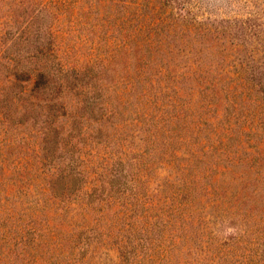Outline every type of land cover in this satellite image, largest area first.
I'll return each instance as SVG.
<instances>
[{
  "label": "rangeland",
  "instance_id": "1",
  "mask_svg": "<svg viewBox=\"0 0 264 264\" xmlns=\"http://www.w3.org/2000/svg\"><path fill=\"white\" fill-rule=\"evenodd\" d=\"M145 1L143 0L141 11L144 14L147 12L151 15L149 4L145 6ZM155 5V9L158 11L147 19L148 22L141 23L132 20L131 25H125L126 31L123 33L116 30V25L122 28V23L119 20L122 13L113 14L114 19L111 20V23L102 32L105 33L107 31V33L115 35L116 40L111 46L105 45V38L101 35L102 33L99 31L93 33L95 39L97 37L103 39L102 45L98 49V53H102L100 58L106 57L107 59L108 55L111 54L110 50L113 47H117L116 43L118 42L120 44L124 43V48L121 50L122 53L116 58H109L108 67L96 71L95 77L90 81V85L97 90L96 96H93L98 104L95 105L97 111L91 114V117L85 116L83 118L85 126L89 129L96 122H100L102 117L106 116L107 110L105 108L107 103L109 104L108 108L114 113L113 116H109L110 120L114 123L116 122L115 118L122 117V120H129L126 122V125H133L134 123L131 120L137 117L135 108L141 106H145L148 110H153V115L157 117L162 110L158 106L155 95H158L159 90L166 87V85H173L171 81H168L169 78L181 75L182 72L205 73L204 78L209 80L211 76H222V73H226L228 68L232 70L233 65L239 66V62H243V68H248L249 65L247 63L256 67L262 66L264 60L260 52L264 45V0H169L168 4H165L162 0H157ZM130 6L133 5L130 4ZM120 9H123V7ZM177 14L185 16L184 20H187L188 24L190 23L188 18L196 17V21L201 24L197 27L196 33H204L203 31L207 28L210 29V32L205 34V37H201V42L204 45L203 48L201 44V46H198V49H193L190 41L191 37L189 38L188 35L180 31L167 33ZM138 16L137 12L133 10L129 14V17L132 19ZM83 17L85 18V16ZM61 18L63 21L61 24L54 22V29L56 31H60V27L66 25L69 17L61 16ZM163 18L165 20L161 21ZM86 19L91 21L93 17L87 15ZM153 21L160 24H156L155 30L152 31L150 30V23ZM38 22L39 19L36 23ZM235 24L237 29L235 28ZM191 25H195L193 21ZM140 27L141 31L139 33L136 32V28ZM235 33L240 37H231ZM164 34L168 36L166 37ZM158 42H162L163 44L161 45L163 46H157ZM159 47H161V51L158 49ZM251 50L260 51L256 59H254V64L251 60ZM197 52L199 55L196 54ZM198 61L202 63V68L197 65ZM190 62L194 63L198 68H183L188 67L191 64ZM248 70L245 72L246 74L249 73ZM256 70H258L257 73H261V70L264 73L263 67ZM140 73H144L143 76H139ZM226 74L230 77V81L219 84L224 87L225 96L221 94L220 90L212 91L206 89L204 92L198 93L197 82L193 83V81L184 86L183 91L185 93H182L181 98L177 102V104L183 106H175L177 108L175 110L179 111L181 107H185L187 110L183 108L181 117L177 116V119L173 116L174 111L171 106L168 111L165 110L161 114L164 116L160 124L158 122L159 125H156L157 130L159 126V130L154 135L155 142L148 145L150 153L146 154L145 158L141 156L140 159V161L150 159L155 167L154 170L148 173V178L145 180L149 181L148 184L151 186L147 196L148 200L151 201L154 198L160 201L158 197H155L154 194V196L152 195V192L153 189H158L163 185V197L168 198V202H163L162 204L164 211H169L172 206L174 207L175 215L168 214L166 216L170 219L168 224H166L167 228L169 227L171 230L170 235L176 233L177 237H181L182 239L185 231H182L180 227L185 225L192 234V237L187 241L190 242L195 239L196 246L199 248L206 245V248H202V251L209 250L207 252L208 255L217 253L219 241L232 236L235 237L236 229L238 228H247L253 234L264 233L262 230L263 226L261 225L262 222L252 220L250 221L251 228H248L250 225L244 224L241 218L236 216V213L233 216L235 221L230 220L229 216L232 215L229 211L225 213L228 208H231L232 212L237 210L235 207L239 208L240 206L241 210L247 208L246 211L250 209L256 215L263 213L264 216V206L263 208L260 207L262 204L264 205V102L260 100L262 94L256 92L258 91V87L255 82H252L255 92L249 93L246 91V88H243L244 81L239 80L230 73ZM135 77H138L139 84L130 92V84ZM228 85H231L232 88L228 89ZM226 89L229 92H226ZM141 91L150 95L148 100L139 94ZM92 94L89 91L87 93H80L78 99L80 102L91 103ZM227 95L230 96L234 104V108L227 111L231 113L230 115L224 111V102ZM242 100L244 102L240 103ZM194 103L197 105L196 109L193 108ZM239 105H241V108ZM154 106L156 107L153 108ZM79 108H77L76 113H79ZM169 117L172 120H169ZM13 120L15 121L10 123L8 130L0 128V211L9 210L5 218L0 216V264H55L57 261L59 262L57 264H63V262L59 259L55 260V258H53L54 261L44 262L42 257L45 259L52 254L58 256L59 252L61 253V257L69 258L71 255L75 257L77 247L91 242L90 239L89 241L83 240V237L87 234L88 236H94V241L97 244L91 242V245L94 246L92 250L94 259L91 261V264H111V262L118 264L120 258L118 257L117 248L120 247L122 242L126 243L125 252L133 255L137 264L140 261L137 255H142L141 253L144 252L140 250V253L139 249L133 250V247L140 244L138 241L142 243L145 239L139 233V226L146 224L145 219L135 222L134 219H131V216H124L122 214L123 208L119 205H115L113 201L110 204L103 202L107 201V196L104 195V192L100 191L99 193L102 196L96 201L97 205L101 203L102 206L95 207L87 215L80 214L75 215L72 219L70 218L74 210L78 208L76 201L68 200L66 204L61 203L59 205V209L63 208V211L61 218L57 220L55 231V234L57 232V238H53L54 241L57 239L62 241L59 250L50 243L49 233H47L45 225L49 223L51 225L55 224L47 218L46 220L45 218L37 220L35 224H29V226L34 225L38 229L34 235H29L30 239L42 236L40 248L39 246H33L32 241L24 248L21 245L14 246L15 240L20 236V225L23 224L22 218L24 216L22 210H26L28 202L35 201L37 198L44 201V198H48L49 196L43 195L42 197L44 198L42 199L40 196L41 190L34 187L36 177L39 176L41 170L33 173L23 171L22 169L18 171L13 168L15 161L18 159H23V161L30 159L27 157L28 154H26L29 153V150L20 148L23 142L19 146H14L13 149H6L9 139H16L17 141L18 137L15 136H21L22 132H24L22 130L24 126L17 124V119L13 118ZM118 127L119 125L115 128ZM221 127L224 128L221 130ZM133 128L135 130V126ZM145 129L146 127L144 126ZM94 130L95 128H93ZM77 131L80 133L79 137L85 139L84 141H80V146H83L84 150H87L88 146L92 144L90 139L81 132V128L77 129ZM77 131L71 133L74 136V141H77L79 138ZM11 134L15 136L12 137ZM67 135L63 137L65 138ZM97 136L98 134L95 133V137ZM148 139L146 134L136 132L133 143L123 142L121 149L125 155L120 154V156L123 158L133 157L135 154L129 152V150L135 149V145H138L136 147L145 151V147L142 146L141 142ZM112 145L115 146V150L119 146L115 142H112ZM211 145H221L223 149L225 148V151H219L220 147L215 149ZM98 149L100 150L98 151L99 153L102 152L100 146ZM191 151H201L205 155L203 156L205 159L195 162L190 161V158L186 156ZM58 152H61V149ZM244 152H250L247 159H249L250 165L254 163L251 173L237 166V175L241 181L232 180L231 184L233 187L231 189L222 188L220 186L221 181L224 180L226 183L236 174L234 172L233 175H228L227 171L223 173L217 166L226 165L229 161H236L235 159ZM184 165L186 170L182 173L179 167ZM248 166L246 164V167ZM146 173L147 171L145 173L142 171L141 177L145 178ZM192 179L195 180L194 185L197 184L198 186H196L194 191L195 197L192 195V187H187L186 184L188 181H192ZM29 187L32 190H28ZM210 187L213 189H210ZM200 188H205L206 193L201 192ZM240 190H244L245 193L250 192L248 194L250 195L249 200H251L252 193L255 196L259 194L257 197L261 202L258 205L254 204L255 201L250 204L246 200L245 204L238 203L236 198H233L234 196L231 194ZM26 191L27 194L25 195ZM185 193H187L186 196H181ZM110 194L116 196L115 193ZM171 197L176 200L177 206L173 205L174 201ZM252 197L254 199L253 194ZM195 198L196 201H199V204L195 201ZM108 200L110 201V199ZM214 200L217 201L215 207L212 205ZM191 203L193 205L196 204L195 209L188 207L193 206L189 205ZM12 210L13 214H11L10 218L9 212ZM137 212L140 215L141 210L138 208ZM156 215H158L157 212L152 217V221ZM190 216L196 219L194 225L191 226L190 224L192 223L185 220V217ZM166 220L164 217L162 222H157L156 220V223L163 227V223L167 222ZM210 221H217V227H211ZM140 222L142 224H138ZM203 226L206 228L201 229ZM155 227L158 228L157 225ZM70 228H73L71 232L69 231ZM80 230H83V232H80ZM163 230L166 231L164 227ZM164 235L167 234L164 232ZM180 244L181 242L178 246ZM176 249L178 248L176 247ZM21 252L24 253V257L18 256ZM78 260L79 258L72 264H80ZM155 262V264L158 263L156 260ZM128 264H131V259Z\"/></svg>",
  "mask_w": 264,
  "mask_h": 264
},
{
  "label": "trees",
  "instance_id": "2",
  "mask_svg": "<svg viewBox=\"0 0 264 264\" xmlns=\"http://www.w3.org/2000/svg\"><path fill=\"white\" fill-rule=\"evenodd\" d=\"M162 1L168 4L169 0ZM156 3L157 0L145 1V6L149 4V12H151V15H149V13L145 12L144 14L141 11L143 0L130 2L128 0H0V128L2 127L4 130H8L10 123L15 121L13 118L17 119V124L24 126V129H22L24 132H22L21 136L19 133H17L19 136L11 134L12 137H18V139L17 141L16 139H9L6 144V149H13L14 146H19L23 142L20 148L29 150V153L26 154H28L27 157L32 161L30 159H26L27 161L18 159L15 161L13 168L18 171L22 169L23 171L33 173L41 170L39 176L36 177L34 187L41 190L40 196L42 199L44 198L42 197L43 195L49 196L48 198L45 197L44 201L37 198L35 201L28 202L26 210H22L24 216L22 218L23 224L20 225V236L15 240L14 246L21 245L24 248L32 241L33 246H39L40 248L42 245V236L30 239L29 235H34L38 229L34 225L29 226V224H35L37 220L42 218L46 220L47 218L55 224L51 225L49 223L45 225V229L49 233L50 243L59 250L62 241L59 239L56 241L53 240V238H57V232L55 234L57 220L61 218L63 211V208L59 209V205L61 203L66 204L68 200L76 201L78 208L74 210L70 218L72 219L75 215L80 214L87 215L95 207L102 206L101 203L97 205L96 201L102 196L99 193L100 191L104 192V195L107 196V201L103 202L110 204L113 201L115 205L123 208L122 214L124 216H131V219H134L135 222L145 219L146 224L139 226V233L145 239L142 243L138 241L140 244L133 247V250L139 249V251L144 252L141 253L140 251L142 255H137L140 260L137 264H155V260L158 262L157 264H264V233L262 232L253 234L247 228H238L236 229L235 237L232 236L219 241V250L214 255H208L207 252L209 250L202 251V248L205 249L206 245L205 247H197L195 239L190 242L187 241L192 237V234L185 225L180 227L182 231H185L182 239L181 237H177L176 233L170 235L171 230L166 225L170 219L166 216L168 214L175 215L174 207L172 206L169 211H164L162 204L163 202L167 203L168 198L163 197V185L158 189H153L152 192V195L154 194L160 201L154 198L151 201L148 200L147 196L151 186L148 184L149 181L145 180L148 178V173L154 170L155 167L150 159L146 158L147 160L140 161L141 156L145 158L147 156L146 154L150 153L148 151V145L155 142L154 135L159 130V126L157 130L156 125L158 122L160 124L164 116L161 114L165 110L168 111L171 106L174 111L173 116L177 119L181 117L183 108L187 110V108L181 107L177 111L175 110L177 109L175 106H183L177 104V102L181 98L182 93H185L183 87L192 83V81L193 83L197 82L198 93H202L206 89L212 91L220 90L221 94L225 96V89L219 84L230 81V77L226 74L230 73L239 80L244 81L243 88H246V91L249 93L254 91L252 82H255L258 87V91L256 92L262 94L260 100L264 102V73L262 70L261 73H257L258 70H256L261 67L264 70V61L261 67L247 63L249 70L248 68H243V62H239V66L233 65L232 70L228 68L226 73H222V76H211L209 80L204 78L205 73L189 71L169 78L168 81H171L173 85H166V87L159 90L158 95H155L158 106L162 110L157 117L153 115V110H148L145 106H141L135 108L137 117L131 120L134 123L133 125H126V122L129 120H122V117L115 118L116 122L114 123L109 117L113 116L114 113L108 108L109 104L107 103L105 108L107 114L105 117H102L100 122H96L91 129L84 124L83 118L85 116H88V118L91 117V114L97 111L95 105L98 104L94 98L97 90L90 85V81L95 77L94 74L96 71L108 67L109 58H116L122 53L121 50L124 48V43L120 44L118 42L116 43L117 47H113L111 50L109 49L111 54L108 55L107 59L106 57L100 58L102 53H98V49L102 45L103 39L101 37L95 39L93 33L96 31L102 33L108 27L109 23H111V20L114 19L113 14L119 12L122 13L119 19L122 23V28L116 25V30L119 32L123 33L126 31L125 25H131L132 20L141 23L148 22L147 19L158 11L155 9ZM130 4L133 6H130ZM121 7L123 9H120ZM132 10L139 15L135 19L129 17ZM87 15H91L93 19L91 21L87 20ZM61 16L69 18L66 25H62L60 31H56L54 29V22L61 24L63 22ZM165 18L161 19V21L165 20ZM38 19L39 22L36 23ZM184 19L185 16L177 14L176 19L172 21V26H170L167 33L180 31L188 35L189 38L191 37L192 48L198 49V46L202 44L201 37H205V34L209 33L210 29L207 28L203 31L204 33H196L197 27L201 25L200 22L196 21V17L188 18L189 24ZM192 21L195 24L194 26L191 25ZM156 24L158 25L160 23L156 21L151 22L150 30H155ZM235 28L237 29L236 24ZM140 31L141 27L136 28V32L139 33ZM101 35L105 38L106 46H111L116 40L113 33H107L105 31ZM164 35L166 37L168 36L167 34ZM237 36L239 35L236 33L231 35L234 38ZM161 44L163 43L158 42L157 46L162 47L163 45ZM203 46L202 44V48ZM161 47L158 48L160 51ZM258 52L260 51H250L253 64ZM260 53L264 60V45ZM196 54L199 55L198 52ZM197 65L202 68L201 62L198 61ZM193 67L197 66L191 63L188 67L183 68L189 69ZM247 70L249 72L248 74L245 73ZM143 74L140 73L139 76H143ZM132 80L129 88L130 92L139 84L138 77ZM228 86V89L232 88L231 85ZM88 91L93 93L91 103L85 101L80 102L78 95L83 92L87 93ZM226 92L229 91L226 89ZM139 94L147 98V100L150 96L144 91H141ZM247 97L249 96L247 95ZM242 102L244 101L242 100L240 103ZM224 103V111L230 115L231 113L227 111L234 108L230 96L227 95L225 97ZM196 106L194 103L193 108L196 109ZM239 106L241 108V105ZM78 107H80L78 109L79 113H76ZM168 119L172 120L171 117ZM118 125L121 127L115 128ZM133 126H135V130ZM144 126L146 127L145 130ZM80 128L81 132L92 143L88 146L87 150H84V147L80 146V141L85 140L79 137L80 133L77 129ZM93 128H95L94 131ZM223 128L221 127V130ZM75 131H77V136L79 137L77 141H74V136L71 135ZM136 132L146 134V137L149 138L147 141L143 140L141 142L142 146L145 147V151L136 147L138 145H135V149L132 148L129 150V152L135 155L131 158H123L120 156V154L125 155L121 149L123 142L133 143ZM3 133L7 134L6 132ZM95 133L98 134L97 137H95ZM64 135L67 136L64 138ZM112 142L119 144L117 146L118 150H115ZM23 144L25 145L23 146ZM99 146L102 151L100 153L102 154L98 152L100 151L98 149ZM211 147L215 149L220 147L221 149L219 151H225V148L223 149L221 145H211ZM59 149H61V152H58ZM249 155L250 152H244L235 159L236 161H229L226 165L217 166L223 173L227 171L229 173L228 175H233L234 172L236 174L226 183L222 180L220 184L222 188L231 189L233 187L231 184L232 180L241 181L237 175V166L251 173L254 163L250 165L249 159H247ZM203 156L205 155L201 151H191L186 157L190 158V161L195 162L198 160L201 161V159L204 160L205 157ZM246 164L249 166L246 167ZM179 168L182 173L186 170L185 165ZM142 171L144 173L147 171L145 178L141 177ZM194 181L192 179V181L186 183L187 187H192L193 197H195L194 191L197 186V184L194 185ZM29 189L32 190L31 187ZM200 189L201 192L206 193L205 188ZM210 189L213 188L210 187ZM110 193H115L116 196ZM186 194L181 196H186ZM248 194L250 192L245 193L244 190H240L233 192L231 195L240 204H245V200L250 204L255 201L254 204L257 205L261 202L257 197L259 194L255 196L252 193L254 199L251 194V200H249L250 195ZM192 195L190 193V197ZM171 198L174 201L173 205L177 206L176 200L173 197ZM196 202L198 203L199 201ZM216 204L217 201L214 200L212 203L213 207ZM189 205H193V203ZM263 206L262 204L260 207L263 208ZM188 207L195 209L196 204ZM201 207L205 208L203 206ZM138 208L141 210L140 215L137 212ZM235 209L237 210L232 212L231 208L225 211V213L227 211L231 213L232 216H229L231 218L230 220L235 221L233 216L236 213V216L238 218L240 217L244 224L250 225V221L252 220L262 222V230L264 231L263 213L256 215L250 209L247 211V208L241 210L240 206L239 208L235 207ZM8 211H0V216L5 218ZM156 212L158 215L152 221V217ZM11 214H13V210L9 212L10 218L12 216ZM164 217L167 219V222H164L165 224L163 223L165 230L167 228L166 231L156 223V220L157 222H162ZM185 220L192 223L190 226L196 222L195 217L192 216L185 217ZM210 222L212 224L210 225L211 227H217V221ZM138 224L142 223L140 222ZM156 225L158 228L155 227ZM170 225L172 226V224ZM249 227L251 228V225ZM205 228V226L201 227V229ZM71 230L73 228H70L69 231L71 232ZM80 232H83V230H80ZM164 232L167 235H164ZM83 238L86 241L90 239L91 242L96 244L94 236H88L87 234ZM91 242L77 247L75 257L74 255H71L69 258L61 257V253L59 252L58 256L52 254L45 259L42 257V260L44 262L54 261L53 258H55V260L59 259L63 264H72L79 258L78 261L80 264H91V261L94 259L92 254L94 246L91 245ZM180 242L181 244L178 246ZM125 244L122 242L120 247L117 248L118 257L120 258L118 264H128L130 259L131 264H136L133 255L125 252ZM18 256L24 257L25 255L21 252ZM57 263L59 262L57 261L55 264ZM111 264L116 263L111 262Z\"/></svg>",
  "mask_w": 264,
  "mask_h": 264
}]
</instances>
